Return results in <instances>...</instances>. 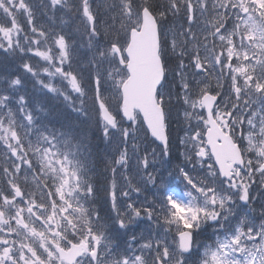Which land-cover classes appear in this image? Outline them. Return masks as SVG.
I'll return each mask as SVG.
<instances>
[{
  "label": "snow or ice",
  "instance_id": "snow-or-ice-1",
  "mask_svg": "<svg viewBox=\"0 0 264 264\" xmlns=\"http://www.w3.org/2000/svg\"><path fill=\"white\" fill-rule=\"evenodd\" d=\"M0 264H264V0H0Z\"/></svg>",
  "mask_w": 264,
  "mask_h": 264
},
{
  "label": "trees",
  "instance_id": "trees-1",
  "mask_svg": "<svg viewBox=\"0 0 264 264\" xmlns=\"http://www.w3.org/2000/svg\"><path fill=\"white\" fill-rule=\"evenodd\" d=\"M75 21L78 23V20H75ZM40 23L43 24V22H41V21H40ZM64 32H65V34H71V36L73 35V32H72L70 27L65 29ZM29 90H30V92H32V94L34 96H36L38 98H41L39 93L35 89H30L29 88ZM42 99L46 100L47 104H49L53 108V110L55 112L61 114V116H63V117H67L68 120L73 123V125L76 127V129L78 131L80 129H83V134L86 136V140H85L86 146L88 147V149L91 152L95 151V148H93V146H95V144L96 145L105 144V142H103L100 139L99 133H97L96 137L94 138V133L93 132L97 130L96 126H95V122L93 124H84V123H82L81 120L76 117V114L72 113L71 110L63 103L62 100L53 99L50 96H45ZM91 113H93L92 116L94 117L95 113L94 112H91ZM57 126H59V125H57ZM172 127H173V129H178V126H177V124L175 122H173V126ZM175 134L176 133H174V135ZM93 138L95 139L94 142H93ZM176 150H177V148L174 145L173 146V150H172V154ZM96 160H97V158H96ZM174 161L175 160H173V162ZM91 162H92V158H90V163ZM171 166H172V164H171ZM94 167L97 168L99 166H94ZM90 175H92L94 177V179H97L100 185L103 184L104 177H103V171L101 169H96L95 173H90ZM254 192H256V195H259L258 191H254ZM100 195L102 196L103 193L101 192ZM254 207H256V206H254ZM256 209H259V208L256 207ZM257 214H258V212H257ZM205 235H206V233H205ZM202 239H204V237ZM206 241H207V239L205 240V242ZM209 242H211V241L209 240Z\"/></svg>",
  "mask_w": 264,
  "mask_h": 264
},
{
  "label": "bare ground",
  "instance_id": "bare-ground-1",
  "mask_svg": "<svg viewBox=\"0 0 264 264\" xmlns=\"http://www.w3.org/2000/svg\"><path fill=\"white\" fill-rule=\"evenodd\" d=\"M92 114L93 113L90 112L88 121H86V122L81 121V122L84 124H93L95 122V116L93 117Z\"/></svg>",
  "mask_w": 264,
  "mask_h": 264
},
{
  "label": "rangeland",
  "instance_id": "rangeland-1",
  "mask_svg": "<svg viewBox=\"0 0 264 264\" xmlns=\"http://www.w3.org/2000/svg\"><path fill=\"white\" fill-rule=\"evenodd\" d=\"M41 22H43V24H45V23H47V21L45 20V19H42V21ZM79 39H81L82 37H81V35H80V33L78 34V36H77ZM16 63H19V61H17ZM156 168H158V166L156 165ZM95 169H101L102 171H103V169H104V166H102V167H97V168H95ZM150 195V194H149Z\"/></svg>",
  "mask_w": 264,
  "mask_h": 264
}]
</instances>
